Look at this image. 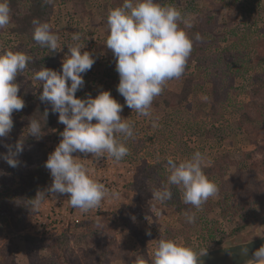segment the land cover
Returning <instances> with one entry per match:
<instances>
[{
    "label": "rangeland",
    "instance_id": "1",
    "mask_svg": "<svg viewBox=\"0 0 264 264\" xmlns=\"http://www.w3.org/2000/svg\"><path fill=\"white\" fill-rule=\"evenodd\" d=\"M188 1L191 0H181L178 7L175 4L170 6L187 9L181 12L183 23L201 25L206 22V29L214 26L219 35L218 41L204 43L207 56L203 57L204 64L199 68L194 66V62L191 64L195 83L188 103L167 106L164 99H173L178 95L182 77L167 81L161 94L152 102L151 117L123 107L120 115L133 123L134 136L123 141L129 153L121 161L116 162L107 154L99 159L91 154H72L84 159L81 162L93 170L92 177L118 192L119 199H105L97 211L92 209L79 224L51 227L44 232L34 231L32 236L38 240V245L33 244L32 247L23 237L29 234L35 213L28 212V224L24 229L9 234L5 228L11 219L9 202L16 198L15 189L23 187L26 178L24 158L22 154L17 157L19 167L16 168L0 159V264H137L138 256L150 264L152 251L159 239L173 240L199 254L264 234V217H257L264 212V126L258 124L264 120V109L249 105L251 98L247 92L253 83L254 73L264 75V43H256L248 62L252 66L245 76L236 75L232 87H226V81L223 83L218 78H211L209 70L210 56L215 55V51L220 53L217 51L228 43L221 37L222 32L226 38L236 36L237 31L249 29L253 36L261 39L262 34L259 36V33L264 28V22L260 16L255 22L254 15L247 12L241 17V13L232 10V4L213 7L218 0H193L191 6L186 4ZM122 3L123 0H51L53 11L49 25L62 46L58 51L60 61L67 53L64 44L74 43L71 40L74 33L81 35L78 43L85 45L82 51H89L95 58L92 68L83 76V87L75 94L78 98L88 94L95 97L98 92L106 90L124 105V98L116 90L119 77L115 71V59L105 44L107 12ZM76 4L79 5L78 11L74 10ZM5 27L0 29V49L25 50L28 46L26 40L20 44L14 34L5 32ZM31 74L33 72L26 70L16 77L15 82L20 85L18 94L26 95L22 98L25 107L13 112L14 126L7 137L0 138L2 153L7 152L4 145L16 143V134L28 131V108L41 103L38 99L41 87ZM212 86L217 91L212 90ZM247 112L253 121L258 122L254 131L251 130L252 123L249 126L243 124V113ZM255 113H259L258 118L254 117ZM154 119L156 127H153ZM63 129L64 125L58 122V114L53 113V121L41 139V150L46 152V157L48 150L53 151L57 146L55 142L59 143ZM196 151L204 155L203 172L205 175L210 172L211 176L206 177L217 186L218 192L200 208H193L191 213L196 219L194 223H188L185 211L191 205L183 203L182 194L181 200L173 197L175 199L160 203L152 197V192L166 186L165 183L155 179L142 180L139 169L144 163L165 157L179 163ZM247 151L257 154L258 160L245 157ZM42 183H38L36 192ZM227 192L232 195L230 203L226 200ZM239 222L243 224L242 228L234 231ZM94 230L98 235L89 238L87 235ZM210 231L224 233L219 245L214 242L215 238L212 240L208 236ZM64 235L66 238H63ZM83 235L88 239L81 237ZM60 237L63 239L59 241Z\"/></svg>",
    "mask_w": 264,
    "mask_h": 264
},
{
    "label": "clouds",
    "instance_id": "2",
    "mask_svg": "<svg viewBox=\"0 0 264 264\" xmlns=\"http://www.w3.org/2000/svg\"><path fill=\"white\" fill-rule=\"evenodd\" d=\"M182 20L180 11L173 6H163L157 0H123L121 6L108 10L105 44L115 59V71L119 77L116 90L124 98V105L106 90L98 92L95 97L88 94L78 98L75 95L85 83L84 74L95 63L89 51H82L85 45L78 43L80 33L72 35L74 43L64 44L67 53L60 71L42 67L34 72L32 79L42 87L38 99L41 103L47 102L52 113L58 114V122L64 125V129L59 143L48 154L44 164L49 170L51 184L38 190L29 200L31 212H38L49 195L55 198L67 195L68 204L84 213L98 208L105 199H119L118 192L92 177L81 162L84 159L72 154H91L97 159L107 154L116 162L128 155L129 149L123 141L134 136V125L120 113L127 106L141 116L151 117L154 98L161 94L167 81L178 79L184 73L193 40L181 29L179 22ZM9 22V0H0V29ZM32 23L33 40L37 44L51 51L61 50L59 37L51 31L48 23L39 19ZM185 26L191 27V24L185 21ZM195 39H201L199 34ZM32 61L33 58L24 52L0 49V138L7 137L13 128V112L25 107L24 100L18 95L20 85L15 81L18 74L30 70ZM47 116L48 111L45 110L44 123ZM156 126L154 119L153 127ZM27 130V134L36 138L42 136L41 123L35 118H29ZM4 147L7 152L0 153V159L16 168L19 163L17 157L24 150L23 139ZM204 163L205 157L200 151L179 163L169 157L167 186L156 188L152 197L160 203L170 201L173 198L171 186H176L182 191L185 205L200 208L218 192L217 186L202 170ZM185 218L188 223H194L196 219L190 210L185 211ZM249 251L247 246L242 247L241 256L248 257ZM199 257L187 246L159 239L152 251L150 264H198ZM251 257L253 264H264V244L253 250ZM136 260L137 264H149L141 256Z\"/></svg>",
    "mask_w": 264,
    "mask_h": 264
},
{
    "label": "trees",
    "instance_id": "3",
    "mask_svg": "<svg viewBox=\"0 0 264 264\" xmlns=\"http://www.w3.org/2000/svg\"><path fill=\"white\" fill-rule=\"evenodd\" d=\"M161 5L170 6L175 4L177 7L180 5L181 0H159ZM193 0L186 2L191 6ZM158 2V1H157ZM213 7L221 5V7L231 5L232 10L236 13H241V17L246 15V12L250 15L253 14L252 17L257 21L258 16H260V20L264 22V0H218L214 2ZM219 4V5H218ZM10 7V22L5 27V32L9 34H14L17 38L18 42L21 44L24 40H26L28 46L24 52L30 55L33 58L32 63L29 65V69L31 72H34L41 69L42 67L50 68L56 71H60L61 69V61L59 58L58 51H51L47 47H41L33 40V23L34 19H39L41 22L50 23L51 14L53 11V5L51 2H47V0H9ZM178 8L177 10L180 12H185L187 9ZM79 5H74V10L78 11ZM244 13V14H243ZM244 15V16H245ZM208 20V19H207ZM206 23V22H204ZM194 24L191 27H186L185 23L182 21L179 22L181 29H183L188 37L193 40V48L192 52L187 60L185 71L182 74V85L181 89L176 97L173 99H164L166 101L167 106L178 105L187 102L189 100L190 94L194 90V73L190 70L192 62H194V66L199 68L200 65L204 64L203 57H207L205 55L204 43H212L218 41L219 35L218 32L215 31L214 26H211L206 29L205 24ZM214 28V29H213ZM206 29V30H205ZM262 38L260 39L257 36H253V34L248 29L242 30L240 32H236V36H230L224 38L225 33H221V37L226 40L228 43L223 45L221 49H219L220 53L210 56L211 63H209V70H211L210 77L220 79V82H225V86L232 87V83L236 75L245 76L246 72H248L251 64H249L250 54H253V48L257 46L256 43L263 42L264 43V28L261 29ZM53 32V29H51ZM199 34L201 37L200 40H196L195 36ZM253 36V37H252ZM220 37V38H221ZM1 38V36H0ZM203 42V44H202ZM264 45V44H263ZM264 48V47H263ZM21 50V49H20ZM14 51V50H12ZM19 51V50H17ZM264 51V49H263ZM15 52V51H14ZM210 55V54H209ZM208 55V56H209ZM214 57V59H213ZM31 74V75H33ZM224 78V79H223ZM231 81V82H230ZM228 84V85H227ZM41 87V86H40ZM212 90H215V86L211 87ZM42 91V87H41ZM247 92L250 96L249 105H254L255 107H259L264 109V75H260L258 73H254L253 75V83L248 87ZM19 95V94H18ZM22 98H26L25 94H21ZM212 109L215 111V107ZM45 110L48 111V116L46 122L44 123L43 113ZM250 113H243V119L245 121L243 124L249 126L252 123L253 127L252 131L256 130L257 121H253V119L248 116ZM261 114V113H260ZM264 114V111L262 112ZM27 115V125L29 123V118H35L40 121L42 126V136L40 138H36L32 135L27 134H16L15 141L23 139L24 142V150L22 152V156L24 158V162L26 164L25 172L26 178L23 182V187L16 188L15 192L17 196L15 199H12L9 202L10 208V221L6 223V232L12 234L14 232H18L26 227L28 224L27 214L30 211V202L32 198L36 195V187L39 182H44L47 176L46 170L47 168L44 166L45 161L47 160L46 152L41 150L43 146V142L41 141L43 137V132H45L51 122L53 121V113L51 111V106L47 103H38L36 106H30L28 108ZM254 117H259V113H255ZM250 120V121H249ZM258 124H262L264 126V120L260 121ZM259 129V128H258ZM12 140V139H10ZM10 140L7 142L11 144ZM14 145V144H13ZM2 145L0 146V153H2ZM4 153V152H3ZM245 157L248 159H252L257 161L258 155L254 154L253 151H247ZM169 157H165L159 161L147 162L139 169L140 176L142 180L151 181L155 179L157 182H163L167 186V177L170 174L166 169L165 165H167V159ZM175 160V159H173ZM262 160V159H261ZM176 161V160H175ZM260 161V160H259ZM177 162V161H176ZM256 163V162H255ZM28 164H30L28 166ZM221 167V165H219ZM19 167V165H18ZM204 171V169H202ZM211 170V169H210ZM207 170V171H210ZM225 171L222 173L224 174ZM210 175V172L206 173V176ZM211 176V175H210ZM173 191V197L180 199L182 191L176 187L171 186ZM226 200L230 203V199L232 200V195L227 192ZM173 198V199H175ZM173 201V200H172ZM171 203V202H169ZM193 206L189 207V210L192 212ZM258 218L264 217V212L257 216ZM243 224L240 222L237 226H235L234 231L241 229ZM208 236L210 239L214 240L215 243L219 245L221 243L224 233L219 231L208 232ZM98 232L94 230L92 233L87 235L89 238L93 236H97ZM86 235L81 237L87 238ZM66 238L64 235L63 238ZM216 237H218L216 239ZM62 237L59 238V241ZM62 238V239H63ZM24 241L29 242L30 244L38 245V240L32 235L25 234L23 237ZM88 239V238H87ZM62 242V241H61Z\"/></svg>",
    "mask_w": 264,
    "mask_h": 264
},
{
    "label": "built area",
    "instance_id": "4",
    "mask_svg": "<svg viewBox=\"0 0 264 264\" xmlns=\"http://www.w3.org/2000/svg\"><path fill=\"white\" fill-rule=\"evenodd\" d=\"M56 144H58V141L55 142V145ZM51 152L52 150L49 149L48 154ZM89 171L91 175L94 174L92 169H89ZM50 184L51 176L49 170L47 169L46 179L39 187V190L45 189ZM67 198V195H59L57 198L49 195L42 203L39 211L34 214L32 227L28 233L30 235H35L34 231L44 232L50 230L51 227H64L68 226L69 223L70 225L81 223L82 220L88 216V212H91V210L84 213L79 209L72 208L68 204ZM95 211H97V208H95Z\"/></svg>",
    "mask_w": 264,
    "mask_h": 264
},
{
    "label": "water",
    "instance_id": "5",
    "mask_svg": "<svg viewBox=\"0 0 264 264\" xmlns=\"http://www.w3.org/2000/svg\"><path fill=\"white\" fill-rule=\"evenodd\" d=\"M264 244V234L254 239L227 246H219L199 253L198 264H246L251 261V252ZM244 246L249 248L248 257H242L240 249Z\"/></svg>",
    "mask_w": 264,
    "mask_h": 264
},
{
    "label": "bare ground",
    "instance_id": "6",
    "mask_svg": "<svg viewBox=\"0 0 264 264\" xmlns=\"http://www.w3.org/2000/svg\"><path fill=\"white\" fill-rule=\"evenodd\" d=\"M246 264H253V262L252 261H249L248 263H246Z\"/></svg>",
    "mask_w": 264,
    "mask_h": 264
}]
</instances>
